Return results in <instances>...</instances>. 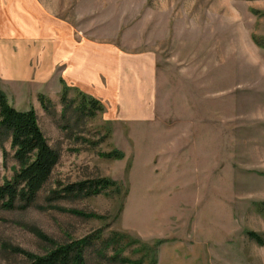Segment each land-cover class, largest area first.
<instances>
[{
	"label": "rangeland",
	"instance_id": "374dc122",
	"mask_svg": "<svg viewBox=\"0 0 264 264\" xmlns=\"http://www.w3.org/2000/svg\"><path fill=\"white\" fill-rule=\"evenodd\" d=\"M50 1L45 5L74 25L79 15L83 25L95 16H125L101 29L116 32L120 23L122 47L156 52V121L114 123L104 112L77 120L72 107L62 115L61 93L50 99L44 89L0 81L12 107L34 110L60 155L33 205L0 208V264H28L26 254L45 256L98 232L152 246L161 241L155 264H264V246L247 236L264 238V49L253 41L264 42V0H109L119 2L114 12L93 10L95 1L107 0ZM40 93L52 102L49 111ZM113 149L124 158L103 157ZM15 167L4 139L0 185ZM102 177L121 191L47 199L63 186ZM100 247L86 250L85 264H120L109 261L111 251L99 258ZM139 247L133 243L123 256L136 259L131 250Z\"/></svg>",
	"mask_w": 264,
	"mask_h": 264
},
{
	"label": "crops",
	"instance_id": "0c3cea01",
	"mask_svg": "<svg viewBox=\"0 0 264 264\" xmlns=\"http://www.w3.org/2000/svg\"><path fill=\"white\" fill-rule=\"evenodd\" d=\"M93 5L95 12L120 10L116 1ZM83 17L74 25L45 0H0V81L44 89L50 99L59 97L63 83L100 102L109 121L154 123L156 52L122 47L120 23L116 32L101 29L125 16H95L89 25L81 23Z\"/></svg>",
	"mask_w": 264,
	"mask_h": 264
},
{
	"label": "trees",
	"instance_id": "16d2710c",
	"mask_svg": "<svg viewBox=\"0 0 264 264\" xmlns=\"http://www.w3.org/2000/svg\"><path fill=\"white\" fill-rule=\"evenodd\" d=\"M254 1V0H247ZM256 46L264 49V42L253 38ZM60 102L62 104V115L66 110L73 108L77 115V120L84 117L92 119L97 113H103V105L94 98L79 91L75 98H68L71 88L62 83ZM38 101L45 111H49L52 102L44 95H38ZM4 139L10 140V148L13 151V159L16 167L10 179L4 180L0 185V208L14 209L27 208L34 204L37 195L50 180L54 167L59 162V152L53 149L41 131L37 116L33 109L24 112L17 111L8 101L7 96L0 90V142ZM3 149V148H2ZM3 156L6 155L2 150ZM108 160H121L124 158L123 152L113 149L102 154ZM121 191L119 183L106 178H96L85 180L79 183L63 186L49 192L47 199L55 202L65 197H94L102 193ZM82 217L85 214L77 213ZM91 217V216H90ZM249 239L260 246H264V238L255 233L247 232ZM140 245L136 250H131L133 254H138L136 259L123 256V253L133 246V243ZM95 243H100L97 251L99 258L105 259L107 252L111 251L109 261L120 264H155V252L158 244L143 243L131 238L128 234L113 232L110 237L104 239L101 232L89 235L70 243L59 245L45 256L29 257L28 264H85V252Z\"/></svg>",
	"mask_w": 264,
	"mask_h": 264
}]
</instances>
